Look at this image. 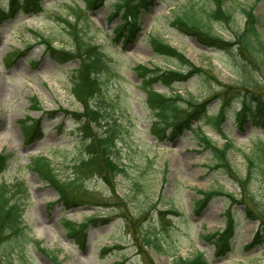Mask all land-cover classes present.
Segmentation results:
<instances>
[{
	"label": "rangeland",
	"instance_id": "rangeland-1",
	"mask_svg": "<svg viewBox=\"0 0 264 264\" xmlns=\"http://www.w3.org/2000/svg\"><path fill=\"white\" fill-rule=\"evenodd\" d=\"M118 1L102 0L88 9L84 0H41L43 11L22 9L0 21V151L13 153L8 168L0 173V182L23 180L29 189V198L20 199L28 237L19 247L14 243V250L9 256L1 255V259L5 264H53L50 256L56 255L61 264H176L178 257L193 258L202 252L209 264H264V244L247 246L264 221V180L255 173L258 161L255 160L250 179L243 184L260 209L251 219L245 216L242 206L245 199L241 197L240 182L220 168H211L212 156L197 143L192 129L168 136V128L163 140L153 136L149 128L154 118L145 103L141 77L134 70L138 64L161 69L177 65L153 52L149 43L152 36L178 49L220 83L249 88L257 77V91H264V77L260 78L256 62L241 56L237 49L203 46L173 26V18L189 8L210 10L211 0H155L148 10L142 11L140 30L127 43L121 38L113 39L120 15L110 18V14ZM235 1L229 4V9L232 6L236 10L231 23L211 19L205 23L224 41L233 42L236 31L244 24L238 4H254L264 39V0ZM6 3L7 0H0V8L7 10ZM73 7L78 9L80 20L70 13ZM63 19L78 23L86 39L99 45L107 57L109 70L102 75V95L125 126L120 131L116 159L125 173L116 176L114 187L98 175L90 176L84 182L91 193L90 202L70 209L57 202L56 191L28 167L31 157L45 155L60 176L67 177L81 154L76 121L64 112L82 108L70 88L78 59L65 63L52 59L35 36L38 32L49 38L55 48L70 49V27ZM211 80L194 75L175 83L174 91L206 100L220 86ZM154 88L165 95L173 92L160 83ZM213 96L207 115L217 113L219 108V99ZM239 107V102L234 101L228 109L221 134L203 120L198 124L215 145L225 142L222 134L233 142L229 162L235 176L244 178L248 168L245 154L255 153L258 138L264 141V128L253 125L248 117L239 123L235 116ZM47 111H55V116L48 117ZM29 118L41 120L42 134L35 138L39 133L36 132L29 141H23L22 135L31 129L25 128L31 123ZM23 119L25 122L20 125ZM203 192H209L204 202L200 199ZM224 192L233 193L238 201L228 200ZM228 208L234 215L235 228L230 248L221 250L215 242L217 237L211 235L224 227V211ZM90 216L107 220L97 221L84 242L78 233L67 236L63 220L81 222ZM146 235L156 237L164 250L146 248ZM36 239L44 252L36 249Z\"/></svg>",
	"mask_w": 264,
	"mask_h": 264
},
{
	"label": "trees",
	"instance_id": "trees-1",
	"mask_svg": "<svg viewBox=\"0 0 264 264\" xmlns=\"http://www.w3.org/2000/svg\"><path fill=\"white\" fill-rule=\"evenodd\" d=\"M102 0H84L88 8H92L100 4ZM153 0H122L118 2L113 11V15L120 14V22L115 27L116 38L123 37L124 40H131L132 37L140 29L139 15L141 10L148 8ZM212 8L210 10H197L189 8L182 15L173 18V26L180 32L187 34L206 47H216L220 49H237L239 54L244 57H250L257 64V70L260 72V78L264 77V39L260 34V25L254 12V4L248 7L238 8L243 14L244 24L236 31L235 40L226 42L224 39L213 32L211 27L205 23V20H214L218 22L231 23L234 17L235 7L229 9V4L235 3V0H211ZM11 12L17 9L30 10L39 12L42 10L41 0H8L7 2ZM236 11V10H235ZM76 9H72L71 14H76ZM4 14L0 10V19L4 18ZM81 19V18H80ZM67 25L70 27L68 33L71 38L70 49H56L52 46L51 40L36 33L39 41L45 45V52L56 61L69 60L76 58L79 60V66L74 70V76L71 85V92L74 98L82 104L81 112H73L70 115L77 120V135L81 142V150L86 153L85 160H80L76 165V171L73 177L60 178L51 165L50 160L45 156L32 157L29 161V167L38 177L47 180L49 184L56 190L59 201L66 208L76 206L83 201L90 202L91 194L84 189V182L88 174H98L108 184L113 185V181L117 175L124 173V168L117 162L116 157L118 150L116 149V140L120 136V125L110 123L111 110L110 105H106L102 93L104 82L102 75L106 73L108 66L103 53L99 46L90 43L84 36V29L75 23H71L67 19ZM153 52L157 55L170 58L177 62L176 68L167 69H147L138 65V69L143 70L142 87L146 93V103L148 108L156 117L152 124V128L159 130L163 127L169 130L168 136L179 135L186 128L192 129L197 143L204 149L208 150L212 156L213 165L211 168H220L225 174H228L235 182H240L242 186L241 197L245 199L244 207L245 216L255 219L254 214L260 211L257 204L253 201V197L243 189L244 183L250 179L255 160L258 161L255 173L264 180V141L258 138L254 143L253 155L245 154L248 168L244 178L236 177V173L229 162L228 152L234 148L231 140H226L221 146L209 138L199 125V121L203 120L206 124L211 125L216 131L222 133V124L226 120V112L234 101L239 102V110L236 111V120L241 123L248 117L253 125H259L264 128V91H257L258 84L254 79L249 84V88L244 85L233 86L230 84L220 83L207 70L199 68L192 64L183 53L176 48L171 47L157 37L150 39ZM194 75L205 76L207 79H213L220 86L213 98L219 99V108L217 113L207 115V106L212 96L206 100L197 101L193 97H183L180 93L175 92L171 96H165L154 90L153 84L160 82L163 85L171 86L174 82H183ZM34 100V98H31ZM93 103H96V105ZM36 108V107H32ZM54 111H49L52 115ZM39 123H33L31 133L35 132ZM195 125V126H193ZM93 126L100 133L93 130ZM29 127V126H27ZM38 130V129H37ZM163 133H156L157 137H161ZM225 136V135H224ZM29 138L28 134L24 135V139ZM165 137H163L164 139ZM11 153H0V173L7 169L11 158ZM254 173V172H253ZM252 173V174H253ZM210 192V191H209ZM209 192L202 196L204 202ZM227 199L238 201L233 193H223ZM21 197H28L27 187L23 181H15L11 184L0 182V264H5L2 256H9L14 250V243L20 246L23 240H26L28 234L22 224L23 204ZM225 226L221 232H216L212 236L217 237L216 243L218 249H229L230 241L234 233V215L228 208L224 212ZM96 221L95 217H91L86 221L76 224L71 221L65 223L68 234L74 235L77 232H85L91 224ZM85 237V236H84ZM83 237V238H84ZM144 246H153L155 249L163 250L157 242V238L146 235L143 238ZM37 249L39 241H34ZM264 244V221L259 229L253 233L252 239L247 246H260ZM42 251V250H41ZM44 252V251H42ZM55 264H60L57 256H51ZM176 264H209L207 259L201 254L191 259L177 258Z\"/></svg>",
	"mask_w": 264,
	"mask_h": 264
},
{
	"label": "bare ground",
	"instance_id": "bare-ground-1",
	"mask_svg": "<svg viewBox=\"0 0 264 264\" xmlns=\"http://www.w3.org/2000/svg\"><path fill=\"white\" fill-rule=\"evenodd\" d=\"M142 72H143V70H141V69H138V70H137V73H138L139 76H141V73H142Z\"/></svg>",
	"mask_w": 264,
	"mask_h": 264
}]
</instances>
